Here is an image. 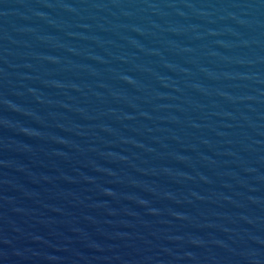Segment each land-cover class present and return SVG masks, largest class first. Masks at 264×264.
<instances>
[{
  "label": "water",
  "instance_id": "obj_1",
  "mask_svg": "<svg viewBox=\"0 0 264 264\" xmlns=\"http://www.w3.org/2000/svg\"><path fill=\"white\" fill-rule=\"evenodd\" d=\"M0 264H264V0H0Z\"/></svg>",
  "mask_w": 264,
  "mask_h": 264
}]
</instances>
